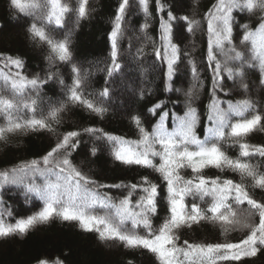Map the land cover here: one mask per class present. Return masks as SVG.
I'll use <instances>...</instances> for the list:
<instances>
[{
    "label": "trees",
    "instance_id": "1",
    "mask_svg": "<svg viewBox=\"0 0 264 264\" xmlns=\"http://www.w3.org/2000/svg\"><path fill=\"white\" fill-rule=\"evenodd\" d=\"M22 3L27 0H21ZM44 2V0H41ZM70 10L63 16L62 24L57 26L54 21H36L34 17L15 8L11 0H0V54L21 57L24 67L21 73L29 78L39 74L45 79L49 71V48L46 43L34 41L28 34V27L36 22L38 26L43 24L47 33L57 40L63 39L66 32L71 30L70 50L72 63L82 70H87L89 77L83 86L82 97L102 105L107 109L101 117L87 110L83 105L69 102L67 89L59 83L62 78L64 85L72 84L71 64L54 61L51 71L59 73L58 78L47 80L39 90L40 100L36 112L21 108L12 113L13 118L22 120L41 118V112L47 113V106L51 103L63 101L65 109L60 113L59 123L52 122V131L48 129H36L6 133V138L0 140V170L11 168L21 162H30L33 159L40 160L57 142L58 137L69 131L80 132L79 144L72 153L71 159L82 172L100 184L115 185L139 183L142 177H148L158 185L157 214L152 217L153 227L158 228L167 217V192L166 184L160 178L159 173L152 169L138 165H127L117 161L113 156V142L104 137V133L123 137L126 140H138L140 134L133 121L134 116L141 120L142 127L149 133L159 120V114L163 111L169 113L165 120V126L171 130L175 121L173 116H182L188 106L186 93L193 83L197 85L194 96L191 98V106L197 109L199 121L196 132L200 139H204L206 128L211 126L207 120V106L210 103L212 88V69L208 67L207 60V20L204 14L217 0H160L163 11L158 10L157 0H149V13L147 17L140 9L138 0H129V4L121 21V34L117 38V63L120 69L114 71L111 76L107 69L112 66L110 32L115 24V16L121 0H87L86 15L77 23L75 9L79 6V0H60ZM196 10L195 19L200 21L199 26L192 33L187 32L186 22L176 19L168 21L167 13L171 11L174 16H189L192 18L193 10ZM40 15L39 12L36 13ZM233 45L237 50L245 51L250 42L241 44L242 29L239 25L249 24L255 29L259 22L260 12H248L246 9H233ZM171 24L172 42L180 49L179 58L174 64L171 80L167 76V59L164 57L165 42L162 39L163 31L161 21ZM148 24L147 29L142 25ZM161 52L157 57L156 51ZM170 51V50H169ZM215 52V49H214ZM217 59L223 63V57L216 53ZM3 57L0 56V61ZM191 62V63H190ZM6 62H0V70L4 73L14 74L17 69L14 66L5 67ZM193 63L197 68V79H193ZM214 66V62H213ZM228 66L236 68L237 61H229ZM224 79L221 84L224 91H217V96L224 101L251 100L256 105V111L248 110L243 118L250 119L255 114H260L261 123L239 142L253 146H264V85L261 84V75L258 67L245 66L243 77L233 76L231 79L222 72ZM130 86V91L125 88ZM246 85V87H244ZM107 87L108 97L101 98L99 93ZM179 89V91H177ZM227 93V95H225ZM0 95L12 99L10 84L5 88L0 78ZM34 90L25 89V98L35 97ZM161 104L154 116L150 109ZM57 106L58 103H57ZM227 108V104L221 105ZM241 117L231 116L230 123H235ZM7 126V117L0 113V127ZM95 128L101 132L87 133L85 128ZM230 128H225L226 136L221 141V148L232 159H241L255 166L259 174H264V157L252 154L249 157H240L239 144H234L232 138L227 136ZM95 147L96 153L92 155L91 149ZM158 147V146H157ZM159 163V158H154ZM202 174L206 177L232 179L236 183L243 182L252 198L264 202V188L254 187L251 177L241 181L238 172L229 168L223 171L214 167L205 168ZM181 175L186 179L191 178V169L181 170ZM42 178L37 177V183ZM98 191L111 195L114 199L127 195L129 189L102 188ZM142 193L137 190L132 199L135 202ZM0 211L7 210L10 216L5 219L9 223H15L17 219L26 218L40 210L42 202L31 195L24 194L22 187L16 185L0 186ZM230 203L231 198H230ZM185 203L191 208L193 203L202 209H207L211 198L206 196L204 200L199 197L187 196ZM235 207V205H233ZM247 208L245 203L239 206ZM100 214H103L102 210ZM210 216L211 213L206 212ZM255 222H259L258 214ZM130 227V222L129 225ZM138 234L146 235L145 230L137 229ZM248 233L247 229H233L231 226L222 225L219 221L209 219L200 220L190 226L181 227L176 235L179 237L178 245H183L185 240L189 243H238ZM40 259H45L52 264L55 260L63 261V264H160L154 253L142 247L129 248L119 240H101L95 231L83 229L78 221H62L58 218L50 220L46 224H40L30 229L26 234H14L0 238V264H37ZM181 259L183 257L181 256ZM215 264H264V248L256 257L243 258L241 261L216 260Z\"/></svg>",
    "mask_w": 264,
    "mask_h": 264
},
{
    "label": "snow or ice",
    "instance_id": "2",
    "mask_svg": "<svg viewBox=\"0 0 264 264\" xmlns=\"http://www.w3.org/2000/svg\"><path fill=\"white\" fill-rule=\"evenodd\" d=\"M140 9L147 17L149 13V0H138ZM12 5L20 12L34 17L36 21H47L59 26L62 24L63 16L69 12L66 5L60 0H11ZM87 0H79V6L75 9L77 23L80 18L86 15ZM129 4V0H121L115 16V24L110 32L112 66L107 69L111 76L114 71L120 69L117 63V38L121 34V21ZM157 8L163 11V5L157 0ZM233 9L247 10L248 12L258 11V25L255 29L245 23L239 25L242 29L241 44L250 42L246 56L245 51L237 50L233 45ZM39 12L40 15L36 13ZM168 21L180 19L187 24V32L192 33L199 26L200 21L195 19L197 13L194 9L192 18L189 16L176 17L171 11L167 13ZM207 20V60L208 67L212 69V88L210 103L207 106V120L211 126L206 128L204 139H200L196 132L199 121L197 109L191 106V98L194 96V89L197 85L193 83L188 89V106L182 116H173L174 127L169 130L165 126V120L169 117L167 111L159 114V120L149 133L141 125L138 116L132 119L138 127L140 138L138 140H126L104 133V137L113 142V156L117 161L127 165H138L143 168L152 169L159 173L160 178L166 184L167 211L168 215L158 227H153L152 217L157 214L158 185L148 177H142L139 183L106 185L100 184L88 174L82 172L71 159L72 153L77 149L80 135L78 131H69L58 137L55 145L40 160L33 159L30 162H21L11 168L0 170V186L16 185L24 189V194L30 198L34 195L42 202L39 211L20 218L15 223H9L5 217L11 213L7 210L0 211V238L9 237L14 234L24 235L30 229L40 224H46L54 218L62 221H78L81 227L87 231H95L101 240H119L126 247H142L154 253L160 264H215L216 260L241 261L243 258L256 257L264 248V202L252 198L246 190L243 182L236 183L232 179L206 177L202 174L208 167H214L223 171L229 168L238 172L241 181L251 177L254 187L264 188V174H259L255 166L242 162L241 159H232L226 155L221 148V141L224 140L225 128H230L227 136L232 138L234 144H239L240 157H249L252 154H259L264 157V146H253L239 141L253 131L261 123V115L255 114L250 119L243 118L248 110L256 111V105L248 99L239 100L233 103L232 100H221L217 91H224L221 81L224 79L222 72L228 78L233 76L243 77L244 68L258 67L261 75V84L264 85V0H217L216 3L204 14ZM168 21H161L163 31L162 39L165 42L164 57L167 59V76L171 80L174 64L179 58L180 49L172 42V27ZM147 29L148 24L141 26ZM30 38L34 41L43 42L48 45L49 71L46 78L41 79L39 74L29 78L21 73L24 61L21 57L0 54L6 62L5 67L14 66L17 71L14 74L4 73L0 70V78L4 87L9 84L12 91V99L0 95V113L7 117V126L0 127V140L6 138L5 134L17 130L27 131L36 129H48L52 131L51 123H59L60 113L65 109L63 101L51 103L47 106V113L41 112V118L20 120L13 118L12 113L26 108L36 112L38 107L39 90L47 80L59 77V73L51 71L54 61L70 63L72 84L64 85L62 78L59 83L67 89L69 102L83 105L87 110L98 116H103L107 109L97 105L91 100L82 97V89L89 73L82 70L75 63L70 50L71 35L69 30L63 39L57 40L46 32L43 24L33 22L27 29ZM215 49V52H214ZM170 50V51H169ZM216 53L223 57V63L217 59ZM157 57L161 56L159 50ZM229 61L239 62L236 68L228 66ZM214 62V66H213ZM191 63V62H190ZM193 79H197V68L193 63ZM246 87V85H244ZM32 89L36 96L25 98V89ZM179 91V89H177ZM109 89L105 87L99 93L101 98L108 97ZM227 95V93H225ZM226 103L227 108L221 105ZM161 104L154 105L150 112L155 116ZM241 117L235 123H230L231 116ZM87 133L101 132L100 129L85 128ZM158 146V147H157ZM96 148L91 149L95 155ZM159 158V163L154 162ZM191 169V178L181 175V170ZM37 177L42 182L37 183ZM124 188L129 189L127 195L114 199L111 195L98 191L102 188ZM139 190L142 194L133 202L132 195ZM187 196L211 198L208 208L202 209L198 204L193 203L189 209L185 203ZM231 198V203L229 202ZM247 204V208H240V205ZM235 205V207L233 206ZM2 207V201H0ZM102 210L103 214H100ZM206 212L211 213L210 216ZM259 222H255V217ZM209 219L219 221L222 225L231 226L233 229H247V235L238 243H189L178 245L179 237L176 232L183 226H190L200 220ZM130 222V227L128 226ZM137 229H143L146 235H140ZM181 256L183 259H181ZM37 264H49V261L40 259ZM52 264H63L57 259Z\"/></svg>",
    "mask_w": 264,
    "mask_h": 264
},
{
    "label": "rangeland",
    "instance_id": "3",
    "mask_svg": "<svg viewBox=\"0 0 264 264\" xmlns=\"http://www.w3.org/2000/svg\"><path fill=\"white\" fill-rule=\"evenodd\" d=\"M130 89H131V87L129 85L125 88V90L128 92L130 91Z\"/></svg>",
    "mask_w": 264,
    "mask_h": 264
}]
</instances>
